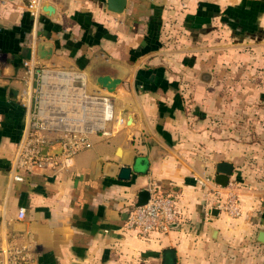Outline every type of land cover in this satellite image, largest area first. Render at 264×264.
I'll return each mask as SVG.
<instances>
[{"label":"crops","instance_id":"obj_1","mask_svg":"<svg viewBox=\"0 0 264 264\" xmlns=\"http://www.w3.org/2000/svg\"><path fill=\"white\" fill-rule=\"evenodd\" d=\"M28 2L0 0V239L30 244L38 264H163L169 247L176 264H264V0H127L121 13L107 0H46L36 29ZM35 32L54 44L46 63L84 69L92 87L125 69L112 96L126 123L108 139L92 135L68 169L13 181L22 62ZM136 156L131 179L104 173L107 161ZM221 161L234 167L237 217L209 192ZM151 185L174 197L181 221L144 237L124 223Z\"/></svg>","mask_w":264,"mask_h":264},{"label":"built area","instance_id":"obj_2","mask_svg":"<svg viewBox=\"0 0 264 264\" xmlns=\"http://www.w3.org/2000/svg\"><path fill=\"white\" fill-rule=\"evenodd\" d=\"M45 2H28L35 29ZM42 38L36 32L30 37L31 56L22 62L24 74L18 96L25 109V122L10 161L8 177L13 181H22L28 172L58 173L68 169L74 157L91 146L92 135L108 139L114 135L115 126L126 123L116 113L113 94L92 87L84 69L48 64L37 57L35 49ZM57 145L61 146L60 153H49ZM207 181L210 179H199L198 183L206 187ZM223 188L227 190L224 192ZM149 190V201L141 206L133 204L124 223L125 229L135 230L144 237L167 231L171 223L181 221L171 194L164 193L157 185H151ZM209 192L217 197L218 209L232 217L242 214L237 185H219ZM25 216L26 209L21 207L17 218L22 220ZM205 216H212L209 205ZM0 264H38V261L30 244L5 233L0 239Z\"/></svg>","mask_w":264,"mask_h":264},{"label":"water","instance_id":"obj_3","mask_svg":"<svg viewBox=\"0 0 264 264\" xmlns=\"http://www.w3.org/2000/svg\"><path fill=\"white\" fill-rule=\"evenodd\" d=\"M127 0H107V7L110 11L121 13L125 9ZM44 10L52 11L53 7L51 5H45ZM54 50V44L49 41H40L37 45V57L43 60H48L52 57ZM31 56V51L29 49L27 57ZM125 74V69H123L117 75L102 74L96 77V85L100 89H106L110 93H115L118 86L122 83ZM11 92L15 94L16 90L11 89ZM61 146L57 145L49 149V153H60ZM138 156L131 161H125L123 165L107 161L104 166V173L111 177H117L123 180L131 179L132 175L135 173H140L138 165ZM233 164L227 161H221L217 165V173L215 181L220 186H227L230 181V176L233 172ZM151 193L147 188H142L138 191L137 199L134 203L135 206H141L146 204L150 199ZM126 210V215H128L130 209ZM218 210V209H215ZM179 228L178 223H171L170 229ZM259 239L264 241V231L259 233ZM176 252L173 248H165L163 250V264H176Z\"/></svg>","mask_w":264,"mask_h":264},{"label":"rangeland","instance_id":"obj_4","mask_svg":"<svg viewBox=\"0 0 264 264\" xmlns=\"http://www.w3.org/2000/svg\"><path fill=\"white\" fill-rule=\"evenodd\" d=\"M57 66H59V65H57ZM249 123H250V121L247 120V129L249 127ZM250 124L252 125V127H254L255 129H257L258 131L263 128V123L260 120H257L254 123H250Z\"/></svg>","mask_w":264,"mask_h":264}]
</instances>
